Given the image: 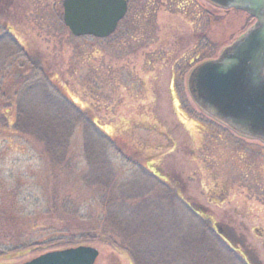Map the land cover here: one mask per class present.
<instances>
[{
  "label": "rangeland",
  "instance_id": "obj_1",
  "mask_svg": "<svg viewBox=\"0 0 264 264\" xmlns=\"http://www.w3.org/2000/svg\"><path fill=\"white\" fill-rule=\"evenodd\" d=\"M62 1L0 0V264L78 246L98 250L95 264H264V144L187 90L254 19L128 0L113 35L75 38Z\"/></svg>",
  "mask_w": 264,
  "mask_h": 264
},
{
  "label": "water",
  "instance_id": "obj_2",
  "mask_svg": "<svg viewBox=\"0 0 264 264\" xmlns=\"http://www.w3.org/2000/svg\"><path fill=\"white\" fill-rule=\"evenodd\" d=\"M237 10L255 23L220 56L196 66L187 88L207 116L239 136L264 143V0H207ZM63 23L72 36L105 39L127 12L126 0H63ZM98 250L78 246L45 253L23 264H95Z\"/></svg>",
  "mask_w": 264,
  "mask_h": 264
},
{
  "label": "trees",
  "instance_id": "obj_3",
  "mask_svg": "<svg viewBox=\"0 0 264 264\" xmlns=\"http://www.w3.org/2000/svg\"><path fill=\"white\" fill-rule=\"evenodd\" d=\"M82 114V113H81ZM46 122H49L48 120H46ZM49 123H51V121L49 122ZM53 123V122H52ZM51 123V124H52ZM39 128H43L44 130L46 129L45 128V124H43V125H37ZM37 128V127H36ZM32 129H35V128H30V129H28V130H25V132L26 133H28V134H30L31 136H34V137H36L35 139H44L43 140V142H46L47 143V146H49L51 143H50V141H48V139H47V135L48 134H42L41 133V135H39V134H36L34 131H36V130H32ZM47 130H49V129H47ZM37 131H39V129H37ZM62 134L63 133H59L58 134V137L57 136H55L56 137V139L58 138V142L60 143V145L63 143V140H61L60 138H62L63 139V137H65V136H67L66 134H69V130H67V131H65L64 132V134H63V137H62ZM42 137V138H41ZM53 142V141H52ZM192 212V211H191ZM193 213V212H192ZM194 214V213H193ZM195 216H197V217H199V218H201V220H204L203 218H204V216H198V215H196V214H194ZM203 224H205V223H203ZM205 229L208 231V233L210 234V235H212V238H213V240L215 241V243H216V246L218 245V248H220L221 250H223V251H225V252H227V253H229V254H231V255H233V254H236V252H235V250H233L234 249V246H233V244H231L230 242L229 243H225V242H223L220 238H219V236L213 231V230H210V229H208L207 227H205ZM212 229V228H211ZM231 245V246H230ZM233 248V249H232ZM9 252H10V250H8ZM240 258H241V256L240 255H238ZM5 260H7V259H5Z\"/></svg>",
  "mask_w": 264,
  "mask_h": 264
},
{
  "label": "flooded vegetation",
  "instance_id": "obj_4",
  "mask_svg": "<svg viewBox=\"0 0 264 264\" xmlns=\"http://www.w3.org/2000/svg\"><path fill=\"white\" fill-rule=\"evenodd\" d=\"M127 4H128V9H129V1L127 0Z\"/></svg>",
  "mask_w": 264,
  "mask_h": 264
},
{
  "label": "bare ground",
  "instance_id": "obj_5",
  "mask_svg": "<svg viewBox=\"0 0 264 264\" xmlns=\"http://www.w3.org/2000/svg\"><path fill=\"white\" fill-rule=\"evenodd\" d=\"M189 126H191V127H192L193 125H192V124H189Z\"/></svg>",
  "mask_w": 264,
  "mask_h": 264
}]
</instances>
